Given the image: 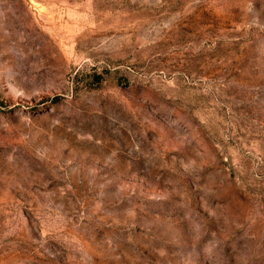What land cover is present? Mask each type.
Instances as JSON below:
<instances>
[{"label":"rangeland","instance_id":"rangeland-1","mask_svg":"<svg viewBox=\"0 0 264 264\" xmlns=\"http://www.w3.org/2000/svg\"><path fill=\"white\" fill-rule=\"evenodd\" d=\"M0 264H264V0H0Z\"/></svg>","mask_w":264,"mask_h":264}]
</instances>
